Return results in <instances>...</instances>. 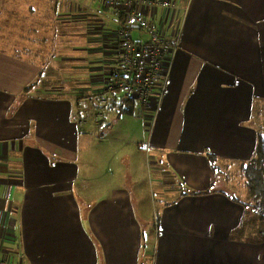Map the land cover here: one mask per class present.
Instances as JSON below:
<instances>
[{"label": "crops", "instance_id": "1", "mask_svg": "<svg viewBox=\"0 0 264 264\" xmlns=\"http://www.w3.org/2000/svg\"><path fill=\"white\" fill-rule=\"evenodd\" d=\"M173 1L148 15L179 36L149 136L112 89L105 0H0L1 261L264 264L241 175L264 135V0Z\"/></svg>", "mask_w": 264, "mask_h": 264}, {"label": "built area", "instance_id": "2", "mask_svg": "<svg viewBox=\"0 0 264 264\" xmlns=\"http://www.w3.org/2000/svg\"><path fill=\"white\" fill-rule=\"evenodd\" d=\"M106 4L124 22L118 32L120 59L112 73V89L121 90L139 102L137 115L154 125L156 114L146 115L148 108L161 103L159 92L167 84L169 67L179 48V36L168 38L149 19V13L161 10L164 14L176 9L173 0H105ZM149 33V39L133 32ZM93 108L89 117L79 120V127L89 123L99 125L103 116L101 107L107 105V98L88 99ZM0 264H9L1 261Z\"/></svg>", "mask_w": 264, "mask_h": 264}, {"label": "trees", "instance_id": "3", "mask_svg": "<svg viewBox=\"0 0 264 264\" xmlns=\"http://www.w3.org/2000/svg\"><path fill=\"white\" fill-rule=\"evenodd\" d=\"M212 157V161H214ZM241 175L245 181L248 194V203L244 207L258 217L261 226V234H264V135L260 134L255 158L243 164Z\"/></svg>", "mask_w": 264, "mask_h": 264}, {"label": "rangeland", "instance_id": "4", "mask_svg": "<svg viewBox=\"0 0 264 264\" xmlns=\"http://www.w3.org/2000/svg\"><path fill=\"white\" fill-rule=\"evenodd\" d=\"M89 5V4H88ZM89 7H91V8H95L94 6H92V5H89ZM101 7V6H100ZM96 10H99V8H95ZM102 10H104L103 8H102ZM105 13V12H104ZM104 19H106V20H108V21H110V26H112V28H114L115 30H119V29H121L122 28V26H124L125 24H124V22L120 19V17L119 16H117L116 17V15L115 14H107V15H105L104 17H103ZM117 20H118V22H117ZM121 27V28H120ZM165 31H168L169 29H167V28H163ZM133 34H134V37H135V39L136 38H138V37H140V36H143V38L144 39H149V33H142V32H140V31H134L133 32ZM168 80H169V78H168ZM167 83H168V81H167ZM166 86H167V84H166ZM166 86H165V88L164 89H160V92H159V97H160V101L162 102V100L164 99V96H165V93H166ZM113 92H115L116 94H117V97H120L122 94H123V92L121 91V90H113ZM130 97H133V95L132 94H130ZM126 104H128V103H126ZM137 105V107L136 108H139L138 107V104H136ZM157 107H158V103L157 104H155V106L154 107H149L148 109H155V114L157 113V111H158V109H157ZM157 118V117H156ZM155 123H156V120H155ZM155 123H154V125L152 126L151 125V123H149V126H150V132H149V136H151V134H152V132H153V128H154V126H155ZM148 182L149 183H151V177H149L148 178ZM217 188H221V186L220 185H218V187Z\"/></svg>", "mask_w": 264, "mask_h": 264}]
</instances>
